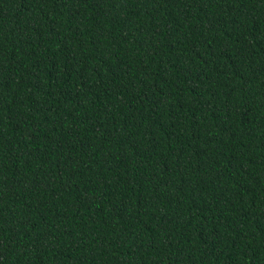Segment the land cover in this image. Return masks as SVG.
Returning a JSON list of instances; mask_svg holds the SVG:
<instances>
[{"label":"trees","instance_id":"16d2710c","mask_svg":"<svg viewBox=\"0 0 264 264\" xmlns=\"http://www.w3.org/2000/svg\"><path fill=\"white\" fill-rule=\"evenodd\" d=\"M0 264H264V0H0Z\"/></svg>","mask_w":264,"mask_h":264}]
</instances>
